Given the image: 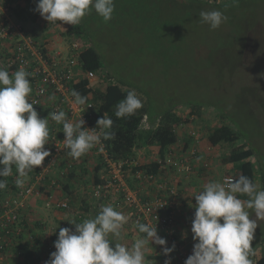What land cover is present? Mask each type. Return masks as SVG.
<instances>
[{
    "label": "rangeland",
    "instance_id": "rangeland-1",
    "mask_svg": "<svg viewBox=\"0 0 264 264\" xmlns=\"http://www.w3.org/2000/svg\"><path fill=\"white\" fill-rule=\"evenodd\" d=\"M181 1L140 0V6L135 4L130 10L129 4L117 0L110 21L105 22L97 15L96 26H92L87 35L88 40L97 46L102 55L101 88L104 89L110 79L134 85L149 100L150 110L147 116L150 120L159 122L163 113L174 109L177 113L184 114L185 118H190L180 129L183 134L193 131L195 139L199 136L206 138L209 130L222 120L218 112L223 113L227 122L233 124V118L234 122L241 123L248 130L245 136H254L251 143L259 146L264 154V141L261 139L264 136V77L260 75L264 73V0H217L221 5L216 0ZM16 3L14 0L7 1L9 6H26V2L20 5ZM124 4L126 12H117L119 6L125 9ZM7 5L0 0L1 9H5ZM26 9L24 18L18 17L15 9H11L12 14L7 13L12 22L22 25L38 41L46 42L53 55L67 53V48L72 43L67 33L72 25L62 22L51 24L41 16L33 21L29 16L31 10ZM211 10H219L228 17L215 30L201 23L199 18V12ZM107 74L112 77L109 78ZM191 106H195L200 114L190 115ZM227 146H217V153L211 155L214 157L213 164L207 166L208 170L217 169L220 172L216 180L219 183H224L223 178L227 177L224 176L227 173L232 178L236 173V163L223 164L222 155L227 152ZM146 149L140 152L144 153ZM258 153L259 156L263 155ZM87 166L91 170L93 161L90 160ZM79 170L81 173L80 168ZM80 173L77 175L81 176V189L82 186L90 185L92 174L87 176ZM20 179H23L20 187L28 183L25 177ZM81 197L94 202L87 193L80 192V197L70 196L72 205L66 210L69 212L65 219L74 220L75 215H80ZM108 205L102 203L101 208ZM51 206L53 212L58 209L57 205ZM27 209L28 206L22 209L23 213ZM246 210L250 213V219H256L252 210ZM52 217L53 226L59 228L53 215ZM257 225L251 251L264 254V221L257 220ZM132 227L136 229H121L118 241L129 248L136 240L144 237L138 231L137 224ZM49 233L52 234V231ZM174 235L175 233L166 234L164 238L166 241H173ZM160 247L148 243L145 264H163V260L151 258L162 253L159 251ZM177 248L174 249V254L181 252L180 254H185V259L192 254L193 248ZM171 254V264L178 263Z\"/></svg>",
    "mask_w": 264,
    "mask_h": 264
},
{
    "label": "clouds",
    "instance_id": "clouds-1",
    "mask_svg": "<svg viewBox=\"0 0 264 264\" xmlns=\"http://www.w3.org/2000/svg\"><path fill=\"white\" fill-rule=\"evenodd\" d=\"M93 10L108 22L115 10L114 0H37L34 9L51 24L62 22L73 26L79 25ZM199 18L212 30L228 20L219 10L201 11ZM29 75L20 69L10 76L5 68H0V189L7 187L4 178L12 174L13 166L19 177H25L50 155L45 148L49 138L48 121L38 115L34 103L28 100L32 91ZM260 75L264 77V73ZM71 95L76 105H84L87 101V97L75 89ZM142 107L141 99L134 92H128L118 103L115 115L117 118L132 116ZM49 115L53 121L63 123L64 147L74 159L86 154L101 139H110L113 135L109 131L113 121L105 116L97 120L95 128L88 129L82 127L85 121L81 118L75 123L70 122L64 111ZM147 119L145 114L144 120ZM97 127L99 134L95 131ZM16 184L21 186L23 180L17 179ZM194 196L196 204L191 232L196 242L184 264H252L249 254L257 220L264 221V190L257 191L256 184L241 174L226 183L209 182ZM240 196L249 199L244 202ZM246 209L252 210L256 219H250ZM127 220L128 217L108 205L102 206L94 219L71 222L75 230L59 229L54 241L55 251L45 264H145L149 242L163 246L162 254L167 257L164 264H171L170 253L175 244L167 246L156 226L138 223L139 232L145 236L136 240L131 248L118 242ZM110 236L114 239H109Z\"/></svg>",
    "mask_w": 264,
    "mask_h": 264
},
{
    "label": "built area",
    "instance_id": "built-area-1",
    "mask_svg": "<svg viewBox=\"0 0 264 264\" xmlns=\"http://www.w3.org/2000/svg\"><path fill=\"white\" fill-rule=\"evenodd\" d=\"M1 7L0 54L6 50L5 52L10 55L4 56L5 58L0 55V60L7 66L18 65L19 70L23 69L31 74L33 80H29L32 88L29 99L34 103L35 109L42 106L47 110L48 128L51 131L49 132L48 146L45 147L50 151V155L45 158L41 166L35 167L37 170L36 179L27 181L29 183L21 187L19 191L7 195L2 203L0 208V240H2L0 255L3 248L15 246L21 241L18 238L19 235L25 234L26 241L28 239L30 244L33 243L35 233L30 229L25 232L24 226L19 224L22 222L21 210L29 205L30 196L41 192L43 186L49 188L47 197L54 201L57 197L54 189L59 187L60 179H65L68 167L76 165V172L79 174L80 170L77 166L84 160L93 161V165L96 161H103L105 164L100 171L99 182H95L93 176L90 178L88 194L91 200L109 204L115 210L127 207L128 215L137 224L146 222L166 234L173 235L176 232L177 211L180 202L179 190L175 184L160 176L163 174V170L182 175L190 174L193 166L190 163V158L182 154L183 146H172L168 156L162 160L163 166L159 175L144 174L141 171L136 173L140 179L139 184H144V182L152 184V189L147 192L138 186L135 188L129 186L126 176L128 177L130 172L124 168L126 163L111 159L103 139L79 159L72 158L68 154L69 150L64 147L63 123L53 121L49 114L64 111L70 122L75 123L81 118L85 121V124L82 125L83 128H95L97 120L100 119L96 105L92 100H87L84 105H76L71 95L74 90L72 85L79 81L77 79L80 76H85L89 79L88 88H98L101 87L99 83L103 81L102 77L96 72L82 70L78 56L84 47L83 44L72 41L67 48V53L59 52L53 55L51 52L49 57L45 56L37 46L36 37L27 33L22 25L12 22L9 15L12 14L10 8L1 9ZM95 131L100 133L98 127ZM189 133L196 137L193 131ZM194 152L195 149H190L189 154H194ZM157 157L156 155L154 158L158 159ZM142 161L143 159L137 156L130 163L137 165ZM47 178L48 183H46ZM229 179L234 178L224 177V183ZM53 205L66 210L71 208L69 200L60 198L54 201ZM8 242L9 244H4ZM51 248L50 243L47 253ZM20 251L19 253H21ZM182 262L183 260L175 264H183Z\"/></svg>",
    "mask_w": 264,
    "mask_h": 264
},
{
    "label": "trees",
    "instance_id": "trees-1",
    "mask_svg": "<svg viewBox=\"0 0 264 264\" xmlns=\"http://www.w3.org/2000/svg\"><path fill=\"white\" fill-rule=\"evenodd\" d=\"M4 5H7L8 0H1ZM16 5L23 4V2H26V6L19 7V6H9L7 5L10 10L15 9L14 11L20 18H24L23 16L26 14L25 9L29 8V13L27 14L30 16V18L33 21H37L40 14L36 11H34L36 7L37 0H14ZM117 0H114V3ZM124 3L129 4L130 10L133 9V5L139 4L140 6V0H122ZM174 2H182L181 0H173ZM219 1V0H218ZM226 1V0H225ZM185 2V1H184ZM216 3L219 4V2ZM221 5V4H219ZM125 6V4H124ZM125 9H121V6L119 8L117 7V12L124 11L126 12V6ZM26 9V10H27ZM119 13V14H120ZM96 16V17H95ZM26 17V18H27ZM98 17L97 13L93 10L86 14L79 25L71 26V29L67 33L68 36L71 38V41H77L84 45V47L81 49L79 54V64L82 68V70L85 71H93L98 73L102 77V55L100 50L92 44L88 39V33L92 29V26L95 27ZM1 22V20H0ZM73 36V37H72ZM38 41V40H37ZM38 47L42 50V53L45 56L49 57V54H51L49 47L47 46L46 42L38 41L37 44ZM6 50H3L1 52V56H7L10 55V53H6ZM5 58V57H4ZM0 68H5L10 76L15 71L19 70L18 65H12L7 66L0 60ZM102 72V73H101ZM107 76L110 78L112 77L111 74H107ZM29 80H33L31 74L27 77ZM107 79V77H106ZM79 81L74 82L72 87L73 89L77 90L82 96H86L87 100H92L94 104L96 105L97 111L100 114V118L105 116L106 118H110L113 121L112 127L109 130L111 133H113L112 137L110 139H103L108 155L111 157V159L116 161H124L126 164L124 165V168L129 170L130 175L127 177V181H131L136 183V181L139 183L140 179L136 176V173L138 171H141L144 174H154L159 175V173L162 171V160L168 156L170 153L172 146H174L180 138V135L178 133V128L180 126H183V124L189 122L190 118L184 117V114H179L174 109H170L163 113L160 116V121L157 122L155 120H150L149 118L144 122V116L145 114H148L150 110V103L146 96L143 95L142 91L135 87L132 84H129L125 81H110L107 82V85L104 89L101 87L98 88H88L89 79L85 76H80ZM128 92H134L138 98L141 99L143 107L141 109H138L135 115L132 116H126L123 118H117L115 115V112L117 110V105L119 102L124 100ZM31 94V93H30ZM28 96L29 102H31L30 95ZM192 110L190 112V115H193L194 113H198L195 106H191ZM36 111L38 112V115L41 118H46L48 112L47 110L40 106L36 107ZM220 118L222 119L216 126H214L212 129L209 130L207 133V138L209 141L217 146V145H228L227 146V152H225L222 155V161L223 164L228 163H236L235 165V171L236 173L233 174V178H237L239 175L243 174L251 179V181L256 184L257 191L264 190V154L260 150L259 146L256 144L253 145L252 140L253 137H247L245 134L247 133L246 129L243 127L241 123L238 124V122H234L233 118H231L232 123H229L226 121V117L223 113L218 112ZM148 117V116H147ZM48 121V120H47ZM147 127H145V124ZM51 129H49V132ZM250 133V132H249ZM192 140L193 136L190 135ZM258 136V135H257ZM251 139V140H250ZM264 141V136L261 138ZM192 140H187L185 143V146L182 149V154L185 155V157L190 158V163L194 168V160L198 157V151L197 148H195L194 154H189L190 150L189 147L191 146ZM48 146V143L45 145V147ZM157 149V158H154L151 156V150L152 148ZM147 148V149H146ZM146 149V154L143 157L140 156L141 159H143L141 164H134L130 163L133 159L137 158L139 155V152ZM260 150V151H259ZM261 152L263 155L259 156V153ZM103 161H96L94 162L93 169L89 170V167H85V164H78L79 168L81 169L80 174L84 173H92L95 182L100 181V171L102 167L104 166ZM66 166V165H64ZM77 166V167H78ZM76 165L68 167V172L63 180H59L60 183L65 182L64 188L68 190V192L71 194L69 188L72 185V180L77 178V172H76ZM193 172H190V174ZM36 173L37 170L34 168L32 171H29L25 178L28 181H34L36 179ZM57 176V175H56ZM21 177L18 176V173L16 171V167L13 166L12 168V174L8 177H5L6 185L7 187L4 189H0V208L2 206V203H4L5 197L12 192H17L20 190V186H17L16 180L20 179ZM134 178V179H133ZM2 179V177H0ZM78 179V178H77ZM23 180V179H22ZM136 180V181H135ZM48 178L46 179V183H48ZM132 185V184H131ZM136 186V185H135ZM45 187H41V190H43ZM241 200L246 202L249 197L247 196H240ZM85 204L82 206L80 212V215H75L74 220H72L73 223H81L85 219H94L95 214L90 211V207L92 204H90L88 201H83ZM69 204H71V198L69 200ZM64 209V208H62ZM66 210V209H65ZM1 211V209H0ZM22 211V210H21ZM95 211V210H92ZM23 213V211H22ZM20 216L24 215L23 213ZM90 215V216H89ZM94 217V218H93ZM140 223H146V222H140ZM20 225L24 226V231H29L30 224L29 222H26L24 219V216H22V222L19 223ZM37 225V224H36ZM70 227L75 230V225L69 224ZM138 225V224H137ZM138 229V227H137ZM31 230V228H30ZM139 231V230H138ZM58 232L55 231L50 235L49 242H47V246L51 243L52 248L49 250V253H47V256H45L43 259H38L35 257V259L38 262H41L42 264H45V261L49 260L50 254L55 251L54 247V241L58 237ZM143 234V233H141ZM25 234L19 235V239L21 240L20 246L17 248L16 255L17 257L23 256L27 259V261L32 262L34 257L33 253H35L34 250H37V246L40 243V238L35 234L33 243L30 244L29 240L24 236ZM145 236V234H143ZM18 243V244H19ZM23 244V246H21ZM264 245V240H263ZM264 248V246H263ZM5 248L2 249L4 251ZM22 250V251H20ZM19 251L21 253H19ZM256 251H250L249 259L251 260L252 264H264V254L259 255L255 254ZM19 254V255H18ZM151 258H158L165 262V257L162 253L156 254L151 256ZM163 262V264H164ZM184 264V262H182Z\"/></svg>",
    "mask_w": 264,
    "mask_h": 264
},
{
    "label": "crops",
    "instance_id": "crops-1",
    "mask_svg": "<svg viewBox=\"0 0 264 264\" xmlns=\"http://www.w3.org/2000/svg\"><path fill=\"white\" fill-rule=\"evenodd\" d=\"M146 122V121H145ZM182 127V126H181ZM180 127L178 128V133L180 135L179 141L175 144V146H185L186 141L192 140L190 133L189 132H184V134L181 132ZM196 146H193V145ZM219 146V145H217ZM215 145H213L209 139L206 137H197V139L193 138L191 146L189 147V149H195L197 148L198 151V157L194 160V168H193V172L191 174H176L173 173L172 171H168V170H163V174L160 176L166 180H169L171 183L175 184L179 190V195H180V202H179V206H178V211H177V219H176V232L174 235V240H167V246L171 247L173 244H175V250H177V247H180L179 249L182 250L183 248H185L186 250H188V248H193V245L196 241L193 240V234L191 232V222L194 216V212H195V194L198 193L199 191H201L203 189V186L209 182H216L218 175L220 174V172L217 171V169L212 170H208L207 166L209 167L210 164H213V160L214 157H211V155L216 154V150L215 148L217 147ZM175 148V147H174ZM188 149V150H189ZM143 152V151H142ZM140 152L139 155H143V157L146 154V151L144 153ZM157 155V149L156 148H152L151 150V156L155 157ZM86 161V162H85ZM89 162V160H84V162H82V164H86L85 167H87V163ZM211 167H213L211 165ZM90 168V167H89ZM93 169V167H92ZM206 170H208L209 172H206ZM87 176L91 175L92 173H85ZM228 174V173H227ZM224 175V176H230V175ZM93 176V174H92ZM80 175H77L76 179L72 180V185L70 186L69 190L70 192H72L71 194L68 192V190H66L64 188V184L60 183L59 187L54 189V193L57 196V199H64V200H70V196L72 198V195L74 197H80V192L81 193H89L90 190V185H87L86 187L82 186V188L80 189L79 186V182H80ZM134 179V178H133ZM131 181H128V184L130 187L135 188L136 186L140 187L144 192H147L148 190L152 189V184L148 183V182H144L139 184L136 180V183L132 182V178L130 179ZM87 181V179H86ZM30 182V181H29ZM28 182V183H29ZM85 182V181H84ZM223 182H224V178H223ZM222 183V182H221ZM132 184V185H131ZM140 186H139V185ZM143 184V187H141ZM136 185V186H135ZM49 188H44L43 190H41V192H38V194L36 195H31L30 199H29V205H28V209L25 212L26 214L22 215L24 216V219L26 220V222H29L30 224V228H31V232L33 231L37 236H39L40 238V243L37 246V250H34L35 253H33V261L29 263V261H27V259L23 256H19L17 257L16 253L17 252V248L18 246H20V243H23L20 241L19 244L17 245H13L10 246L2 252V254L0 255V264H40L37 263L36 258L38 259H43L46 254H47V242H49V238L51 233H49V231L55 232L56 230L58 231L60 228L63 227H70L69 224H71L72 220H68L65 219L66 215H68L65 209L62 208H58L55 212H53L52 210V204L54 201H56L57 199L55 198L54 201H52L53 199H50L47 197V192H48ZM87 197V195H86ZM86 197H81V204L80 208H82V206H84L85 204L83 203V201H88L90 204H92V206L90 207L91 210H95V211H91L93 213V215H97L100 210L99 208H101V204L100 202H90L88 200V198ZM86 198V199H85ZM240 198V197H239ZM241 199V198H240ZM117 211L121 212L122 214H124L126 217H128V209L127 207H122L120 209H118ZM52 215L54 216V220L58 223V225L60 226L59 228H57V226H53V223L51 222V220L53 219ZM75 217V216H74ZM52 223V226H50V223ZM46 223V224H45ZM37 224V225H36ZM134 224H137L135 222V220L133 219H129L127 220V223H125L122 227V229H132L135 230V227H132ZM48 225V226H47ZM50 226V227H49ZM52 227V228H51ZM29 228V229H30ZM50 229V230H49ZM126 229V230H127ZM160 231V232H159ZM159 232V236L163 237L166 235L163 233V231L158 230L157 233ZM112 236L109 237V239ZM2 240H0L1 242ZM4 244H9L8 243H4ZM21 246H23V244H21ZM162 247H160V252H162ZM178 250V251H180ZM181 252H176L174 254V251L172 252L171 255H173V260H178L179 262H181L182 260H185V254H180ZM263 254V252H260L259 255Z\"/></svg>",
    "mask_w": 264,
    "mask_h": 264
}]
</instances>
